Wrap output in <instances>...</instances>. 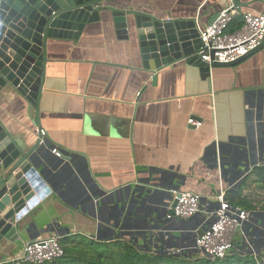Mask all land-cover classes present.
<instances>
[{
	"label": "crops",
	"instance_id": "crops-1",
	"mask_svg": "<svg viewBox=\"0 0 264 264\" xmlns=\"http://www.w3.org/2000/svg\"><path fill=\"white\" fill-rule=\"evenodd\" d=\"M231 1L245 12L264 14V0H114L110 5L159 19H198L205 27ZM128 24L129 38L119 39L104 14L79 39L48 42L37 122L23 98L0 95V123L10 137L27 148L42 129L46 141L65 155L44 154L56 194L46 198L37 228L0 246V263L19 256L26 242L50 235L42 232L52 225L65 235L96 237L100 220L121 213L118 206L127 204L130 188L139 194L145 186L150 192L135 197L122 218L130 212L154 214L144 211L142 202L171 180L161 182L158 171L181 176L178 189L198 194L204 205L214 202L220 182L229 188V172L241 170L246 154L249 172L264 159V48L234 66L211 67L208 82L177 63L157 72L153 84V74L141 68L132 16ZM189 118L200 127L188 125ZM220 154L236 165L223 179Z\"/></svg>",
	"mask_w": 264,
	"mask_h": 264
},
{
	"label": "water",
	"instance_id": "water-1",
	"mask_svg": "<svg viewBox=\"0 0 264 264\" xmlns=\"http://www.w3.org/2000/svg\"><path fill=\"white\" fill-rule=\"evenodd\" d=\"M113 3L114 0H0V95L13 93L23 98L37 122L46 89L48 42L77 40L87 25L101 21L104 14L109 15L119 39L129 38L128 20L132 16L141 68L153 74V84L157 72L177 63H183L199 79L208 82L211 67L234 66L264 48L263 40L257 49L234 63L209 66L198 55L199 30L203 28L198 19H159L113 7ZM217 14L212 15L207 26ZM40 149L38 138L31 146L23 147L0 123V246L13 244L37 228L46 198L56 194L45 173ZM250 159L246 154L245 164L240 167L245 175L249 173ZM141 190L137 194L130 188L127 204L118 206L121 217L135 197L142 199L144 192H150L145 186ZM167 194L173 208L177 201H172L169 191ZM100 204L97 201L98 207ZM49 227L42 234L52 232Z\"/></svg>",
	"mask_w": 264,
	"mask_h": 264
},
{
	"label": "trees",
	"instance_id": "trees-1",
	"mask_svg": "<svg viewBox=\"0 0 264 264\" xmlns=\"http://www.w3.org/2000/svg\"><path fill=\"white\" fill-rule=\"evenodd\" d=\"M51 147L53 145L47 141L45 145H41L40 153L43 158L45 157L44 154L50 153ZM62 154L64 155L63 152ZM69 157L70 164H73L77 157L75 155ZM220 159L223 179L226 170L234 169L236 165L235 161L231 159L233 163H225V159L221 154ZM239 159L240 157L237 158L238 161ZM241 160L243 161L244 158ZM229 173L232 176L228 181L229 188L226 189L225 199L229 205L247 211L250 217L242 225L245 241L238 234L241 241L234 238L232 250L223 259L211 261L197 252L173 256L163 253V250L167 247L191 245L194 236L190 231L200 223L201 216L197 215L190 220H166L165 208L169 200L167 191L178 189L181 185L178 182L182 177L158 171L161 182L165 178L171 180L164 191L155 190L156 196L154 198L151 195L144 198L142 202L143 210L156 211L154 214L149 212V216L138 217L136 216L138 215L137 212H130L122 218L121 213H115L116 216L112 217L111 220L108 219L102 222L100 220L98 235L92 238L79 239L76 236L65 235L60 228L52 225L50 231L60 236L63 255L58 259L42 264H264V203L260 207H256L245 194L249 179L251 180L249 184L252 183L259 190L264 191V159L260 157V161L252 165V169L247 175L240 170L237 171V174L234 172ZM93 195L96 199L102 197L101 194L97 193ZM133 205L130 206L129 210ZM137 208L135 207V210ZM138 209L142 210V208ZM163 231H169L167 239H165L166 234ZM0 264L14 263L2 262Z\"/></svg>",
	"mask_w": 264,
	"mask_h": 264
},
{
	"label": "built area",
	"instance_id": "built-area-1",
	"mask_svg": "<svg viewBox=\"0 0 264 264\" xmlns=\"http://www.w3.org/2000/svg\"><path fill=\"white\" fill-rule=\"evenodd\" d=\"M238 19V20H237ZM237 21V22H236ZM236 24L234 30L231 26ZM201 47L198 55L202 62L209 66L213 63L230 64L247 56L257 49L264 40V14H252L242 10L241 6L231 1L221 9L215 21L199 30ZM187 124L199 128L201 123L189 118ZM40 145L46 143V133L37 130ZM50 153L57 158H64L61 150L53 146ZM226 189L221 182L218 191L212 196L211 204L201 203V197L193 192L179 189L170 190L172 201L176 205L172 208L171 202L166 207L165 218L168 221L176 219L189 220L197 215L201 216L200 223L190 231L194 236L191 245L167 247L163 253L168 256L183 253L197 252L211 261L223 259L233 248L234 236L239 234L245 241L242 225L249 220V213L238 207H233L225 199ZM202 233L199 235V233ZM166 234L169 231H163ZM60 236L51 232L46 237H38L23 245L22 253L11 259L14 264H42L62 257Z\"/></svg>",
	"mask_w": 264,
	"mask_h": 264
},
{
	"label": "rangeland",
	"instance_id": "rangeland-1",
	"mask_svg": "<svg viewBox=\"0 0 264 264\" xmlns=\"http://www.w3.org/2000/svg\"><path fill=\"white\" fill-rule=\"evenodd\" d=\"M251 180H248V184L245 188V194L251 199L256 207H260L264 203V191H261L254 184H249ZM77 238H85L83 235H76ZM237 241H241V237L237 234L234 236Z\"/></svg>",
	"mask_w": 264,
	"mask_h": 264
}]
</instances>
